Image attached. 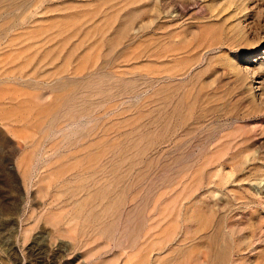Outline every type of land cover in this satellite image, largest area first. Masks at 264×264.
I'll return each mask as SVG.
<instances>
[{"label":"rangeland","instance_id":"1","mask_svg":"<svg viewBox=\"0 0 264 264\" xmlns=\"http://www.w3.org/2000/svg\"><path fill=\"white\" fill-rule=\"evenodd\" d=\"M0 264H264V0H0Z\"/></svg>","mask_w":264,"mask_h":264}]
</instances>
